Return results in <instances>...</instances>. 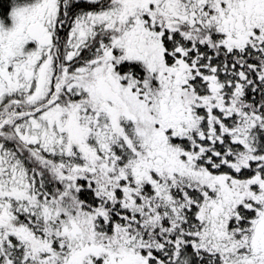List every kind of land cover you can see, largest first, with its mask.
Here are the masks:
<instances>
[{"label":"snow or ice","instance_id":"1","mask_svg":"<svg viewBox=\"0 0 264 264\" xmlns=\"http://www.w3.org/2000/svg\"><path fill=\"white\" fill-rule=\"evenodd\" d=\"M0 264H264V0H0Z\"/></svg>","mask_w":264,"mask_h":264}]
</instances>
